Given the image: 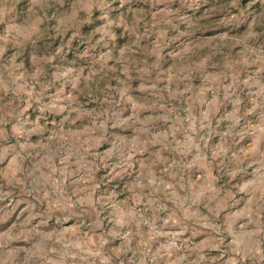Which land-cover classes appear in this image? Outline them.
<instances>
[{
    "label": "rangeland",
    "instance_id": "obj_1",
    "mask_svg": "<svg viewBox=\"0 0 264 264\" xmlns=\"http://www.w3.org/2000/svg\"><path fill=\"white\" fill-rule=\"evenodd\" d=\"M18 246L264 264V0H0V264Z\"/></svg>",
    "mask_w": 264,
    "mask_h": 264
},
{
    "label": "crops",
    "instance_id": "obj_2",
    "mask_svg": "<svg viewBox=\"0 0 264 264\" xmlns=\"http://www.w3.org/2000/svg\"><path fill=\"white\" fill-rule=\"evenodd\" d=\"M8 241L12 243L13 240L12 239L9 240V237H8L6 242L8 243ZM9 254H10L9 264H33L31 253H26L27 255L25 254L24 257L22 258V246H18V247H15V249L9 250ZM2 261L3 260L1 259L0 263Z\"/></svg>",
    "mask_w": 264,
    "mask_h": 264
}]
</instances>
